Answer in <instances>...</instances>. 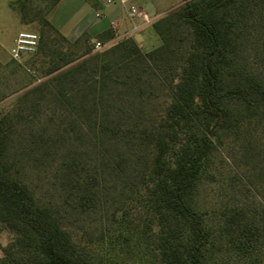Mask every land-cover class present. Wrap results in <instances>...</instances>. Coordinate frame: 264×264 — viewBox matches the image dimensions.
<instances>
[{
	"label": "trees",
	"instance_id": "1",
	"mask_svg": "<svg viewBox=\"0 0 264 264\" xmlns=\"http://www.w3.org/2000/svg\"><path fill=\"white\" fill-rule=\"evenodd\" d=\"M32 1L14 8L40 25L26 64L38 76L0 118V264H208L220 252L264 264L263 215L226 209L216 231L193 201L219 132L264 121V80L234 72L240 10L264 0H182L152 23L161 44L147 53L131 37L93 52ZM99 211L108 223L90 231Z\"/></svg>",
	"mask_w": 264,
	"mask_h": 264
},
{
	"label": "rangeland",
	"instance_id": "2",
	"mask_svg": "<svg viewBox=\"0 0 264 264\" xmlns=\"http://www.w3.org/2000/svg\"><path fill=\"white\" fill-rule=\"evenodd\" d=\"M88 1L92 4L101 2V0ZM16 2L17 0H1L0 2V118L14 110L19 96L25 91L21 89L27 84L35 82V77L38 76V74L34 76L26 68L28 61L37 56H25L21 62H15L11 58L17 35L22 31H31L39 35L40 29L37 22L30 25L22 23L19 10L14 8ZM51 2L52 0H33L31 5L43 15L47 13L49 21L56 28L59 27L61 33L69 36L81 29L83 20L86 19L84 22L86 23L88 18H95L93 9L90 13L75 10L71 6L70 0H61L55 7H52ZM144 9V12L149 14L147 8L144 7ZM240 13L242 14L240 17L241 44L235 66L237 71L234 72L236 74L239 72L254 73L264 80V7L263 5L255 7L254 10L247 7L245 10H240ZM149 15L153 16V14ZM164 15L156 17L153 22ZM152 23L147 27H141L135 35L129 36L128 34L121 39L131 37L143 52H150L161 44L160 37L151 26ZM86 36L89 37L91 43L100 41L96 35V29L85 33L84 37ZM110 46L107 44L105 49ZM45 117L44 120L47 119ZM55 122L57 123V119ZM255 123L253 122L247 134L237 135L227 130L219 132L220 141L217 142V150L209 160L207 169L195 190L193 196L195 206L205 214L207 221L216 231L222 223L221 214L226 209L244 207L252 212L257 211L258 219L262 215L264 216V163H256L254 159L248 157L245 150L246 145L251 142L255 146V150L259 149L264 156V121L259 125ZM85 143H77L79 149L88 150L89 154L93 156L94 151L91 146L89 147V144ZM105 146L109 150L107 155L114 156L123 153L121 149L113 150L110 144H105ZM261 158L264 159V157ZM27 171L32 172L30 169ZM119 185H122L121 182ZM110 186L114 187L112 184ZM120 188L118 186L114 195L121 192ZM103 213L99 211L96 215H90L86 218L84 226L90 231L101 229V224L104 226L108 223L106 215ZM103 216L105 217L103 218ZM109 221L113 222L112 217ZM9 238V233H0L2 244H6ZM222 255L221 252L215 254V259L209 261L208 264H239L237 254L232 253V258L225 255L224 263Z\"/></svg>",
	"mask_w": 264,
	"mask_h": 264
},
{
	"label": "crops",
	"instance_id": "3",
	"mask_svg": "<svg viewBox=\"0 0 264 264\" xmlns=\"http://www.w3.org/2000/svg\"><path fill=\"white\" fill-rule=\"evenodd\" d=\"M71 6L78 11L85 13H90L93 9L95 18L90 17L87 19L86 23L83 20V26L79 31L75 32L72 36L62 33L70 41H76L85 36V33L91 31V29H96V35L99 40L105 41V45H112L122 37L128 35L131 31L134 23L140 24L142 28L147 27L148 25L142 24L141 18H136L132 20L129 16L128 8L131 5H136L144 12V7L147 8L149 14H153L152 18L162 16L175 10L183 4L182 0H117L115 4L111 6H106L104 1L101 0L100 3L92 4L88 0H70ZM102 12L104 18H98L97 13ZM85 18V17H84ZM99 19V20H97ZM89 20V21H88ZM113 23L116 24V27L113 28ZM57 29L60 31L59 27ZM0 249V257H1Z\"/></svg>",
	"mask_w": 264,
	"mask_h": 264
},
{
	"label": "built area",
	"instance_id": "4",
	"mask_svg": "<svg viewBox=\"0 0 264 264\" xmlns=\"http://www.w3.org/2000/svg\"><path fill=\"white\" fill-rule=\"evenodd\" d=\"M106 6H111L115 4L117 0H103ZM1 2V0H0ZM98 18H104L103 13H97ZM129 16L132 20L136 18H141L142 24L149 25L153 22L152 16L146 12H142L140 8L136 5H131L129 7ZM113 28L116 27V24L113 23ZM142 26L140 24L134 23L131 31L128 33L129 36H133L138 33L139 29ZM39 35L31 31H22L20 32L15 39V46L11 52V58L14 61L21 62L25 56L34 55L39 46ZM106 45L101 41H96L93 47V52H101L105 49Z\"/></svg>",
	"mask_w": 264,
	"mask_h": 264
}]
</instances>
